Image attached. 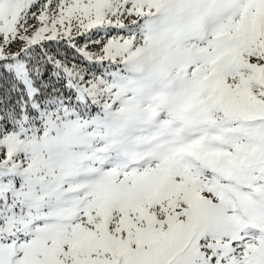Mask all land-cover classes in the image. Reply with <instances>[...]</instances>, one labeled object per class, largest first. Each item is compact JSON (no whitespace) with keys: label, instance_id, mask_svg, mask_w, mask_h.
I'll use <instances>...</instances> for the list:
<instances>
[{"label":"snow or ice","instance_id":"1","mask_svg":"<svg viewBox=\"0 0 264 264\" xmlns=\"http://www.w3.org/2000/svg\"><path fill=\"white\" fill-rule=\"evenodd\" d=\"M0 264H264V0H0Z\"/></svg>","mask_w":264,"mask_h":264}]
</instances>
